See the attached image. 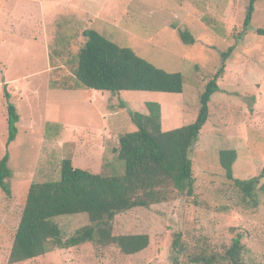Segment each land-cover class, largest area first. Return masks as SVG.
Returning a JSON list of instances; mask_svg holds the SVG:
<instances>
[{"label": "rangeland", "instance_id": "1", "mask_svg": "<svg viewBox=\"0 0 264 264\" xmlns=\"http://www.w3.org/2000/svg\"><path fill=\"white\" fill-rule=\"evenodd\" d=\"M250 0H0V161L8 152L11 194L0 189V264H9L14 236L33 183L57 181L61 162L106 175L121 174L115 149L135 130L131 113L161 109L164 132L191 124L205 84L234 46L212 96L209 119L190 156L194 195L169 189L168 199L135 208L113 221V234H147L149 247L126 256L111 245L86 243L17 264H189L201 246L228 247L241 235L246 263L264 264V194L258 205L224 175L219 152H237L234 177L248 180L264 170V0L252 23L244 21ZM132 49L157 68L183 76L181 94L101 92L79 86L76 55L86 30ZM188 30L192 45L179 31ZM20 120L9 137L5 89ZM264 183L261 180L258 188ZM64 239L90 224L86 214L55 218ZM188 249L177 256L176 235Z\"/></svg>", "mask_w": 264, "mask_h": 264}, {"label": "trees", "instance_id": "2", "mask_svg": "<svg viewBox=\"0 0 264 264\" xmlns=\"http://www.w3.org/2000/svg\"><path fill=\"white\" fill-rule=\"evenodd\" d=\"M256 1L249 2L245 28L252 23ZM256 34L264 37V28H258ZM83 35L86 42L76 55L74 72L79 86L112 93L183 92L182 74L157 68L132 49L116 45L95 30H86ZM179 36L186 45L195 42L188 30H180ZM233 51L234 46H231L221 54L222 63L200 93L198 114L191 124L164 132L161 109L156 103L147 105L148 114L131 113L135 130L122 135L115 149L117 160L123 165V173H94L76 168L70 159H64L59 180L31 184L14 236L9 264L26 262L55 249H70L86 243L101 247L113 245L126 256L146 250L150 244L147 234L114 235L113 221L117 215L132 209H147L166 202L169 189L190 197L194 195V165L190 153L209 119V104L212 96L220 92L218 81L224 75L226 61ZM4 89L8 111V148L17 136L20 116L10 102V94ZM236 160L237 152L233 149L219 152V165L225 178L257 206L256 191L259 189L264 194V183L258 188L264 179V170L251 179H237L233 170ZM9 161L7 152L0 161V189L7 195L11 194L7 183L12 176ZM77 214H86L90 224L64 239L55 218ZM180 236L176 235L172 246L177 256L188 253ZM244 252L242 236L238 235L220 251L201 246L189 254L188 260L189 264H259L246 263Z\"/></svg>", "mask_w": 264, "mask_h": 264}]
</instances>
